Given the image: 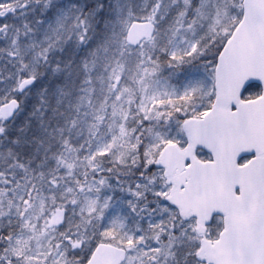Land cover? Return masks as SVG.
<instances>
[{
	"label": "snow or ice",
	"instance_id": "obj_1",
	"mask_svg": "<svg viewBox=\"0 0 264 264\" xmlns=\"http://www.w3.org/2000/svg\"><path fill=\"white\" fill-rule=\"evenodd\" d=\"M50 3L51 0H45L44 7ZM185 4L193 9L190 18L187 9L179 13L181 18L187 19L186 27L177 21L180 27L163 42L159 32L152 27L159 4L154 6L143 24L139 18H134L131 10L125 13L121 0L78 2L57 21L59 28H70L69 40H74L77 52L85 53L80 56L85 84L92 83L90 73L98 62L107 58L111 48H118L121 55L133 51L137 54V75L143 97L135 108L125 110L122 103L117 107L116 102L128 89L116 94L109 125L112 135L104 145L107 153L104 159L111 160L116 155L122 166L131 169L136 181L125 188L124 182L118 180L119 190L131 192L136 203L143 205L141 211L162 208L161 222L177 211L170 194H178L181 190L187 192L188 185L200 179L188 174L183 177V182H178L173 179L175 172H170L159 160L162 142L187 148V133L190 131L199 134L204 142L184 160V166L195 171L208 165L210 167L204 168L202 174H223L232 206L243 208L245 200L250 198L252 186L264 187V147L241 151L234 164L226 150L232 141L256 140L251 126L255 116L245 105L264 96L259 80H249L238 100L228 101L221 95L220 79L236 54L230 46L242 22L229 29L224 19L225 6L219 2L196 0L193 6L190 0H185ZM233 12L237 17L242 16V12L236 9ZM39 22L43 23V20ZM94 38L96 43L93 46ZM43 61L48 63L47 55L43 56ZM164 68L169 70V76L161 79ZM60 69L61 65L56 63L50 70L56 72ZM173 78L179 83L172 84ZM25 86L38 87L37 75L24 79L20 87ZM113 87L109 85L110 92ZM190 124L195 127L190 128ZM122 148L127 151H120ZM95 159L92 156L89 164ZM225 161L231 166H226ZM61 165L69 170L67 175L72 176L75 162L62 159ZM101 171L106 174L97 177L94 171L95 182L87 185L79 179L65 183L63 176H48L44 172L33 177L35 182L28 181L25 194L19 196L21 203L15 205V220L8 218L7 229L0 226V264H96V254L105 244H115L122 252L129 250V246L142 250L146 244L143 234L128 236L114 224L105 223V209L117 189L111 183L115 178L113 169ZM44 185H47V195L42 190ZM92 192L101 194L103 203L99 197L93 199ZM0 195L6 196V193ZM12 207L9 201V211ZM77 213L80 223L87 225L83 233L70 227V219L77 217ZM230 213L231 207L227 212L214 214L206 222L209 238L220 239L227 234ZM5 215L0 212V216ZM189 223L183 222L180 229L172 228L173 234L179 235L181 229L195 233V229H188ZM150 227L159 229L157 240L160 233L166 231L161 224L150 223ZM159 251V248L149 247L143 255L151 264H160L155 255H149V252ZM195 259L196 264H206L199 256Z\"/></svg>",
	"mask_w": 264,
	"mask_h": 264
},
{
	"label": "rangeland",
	"instance_id": "obj_2",
	"mask_svg": "<svg viewBox=\"0 0 264 264\" xmlns=\"http://www.w3.org/2000/svg\"><path fill=\"white\" fill-rule=\"evenodd\" d=\"M159 1H163L165 4L163 15L158 14L160 8H157L152 21L158 20L156 22L158 27L159 24L165 26L166 32L164 35L159 33V37L163 42L171 36V29L174 28V24L180 27L177 21H181L186 27L187 19H180L179 13L185 9L188 11L191 10L190 13H192L193 9L185 4V0H121V5L125 13L131 10L134 18L144 20L147 16L152 14L154 6ZM78 2L82 4L87 2V0H51L49 5L53 7L54 11L52 14L45 13V18L49 19H42V16L39 19L35 16L33 19L32 14L34 12L30 10L29 15L26 16V27L23 24L15 28L16 31L28 40L27 46H19L16 44L15 42L18 37L17 35L13 36L10 31L0 32V104L16 99L18 83L24 76L32 77V75L43 73L40 78L39 87L32 93L20 97L22 114L16 122L8 127H4L0 124V139L7 145L9 139L6 134L8 133H11L14 138H16L18 131H25L32 134V137H30L31 141L29 139H25V141L28 143L26 152L30 158H32V156L33 158L32 160L25 161H31V164H35L36 166L25 170L24 174H26L27 177L26 182H35L33 177H38L41 172H44L48 176H63L65 183H74L77 178L74 174L68 176L67 172L69 170L67 168H57V165L53 167L50 163L52 158L57 157L62 149H69V147L75 152L86 151L84 155L85 160L87 157L86 167L89 168L92 173L95 171L99 175L102 173V169L112 168L115 178L111 183L116 187L117 191L115 196L109 201V207L105 209V223L110 225L114 224L121 233L128 236H139L143 234L146 242L142 250L132 249L131 246H129V257L126 264H144V262L147 261V257L143 255V252L148 251L149 247L160 249L158 253L149 252V255H155L157 257L160 264H174L167 262V259L171 256L174 257L175 264H177L176 260L179 259L182 260L183 264H196L195 253L199 243L196 233L187 229H181L179 235H175L172 232V228L180 229L183 223L178 212L170 213L169 216L161 222V215L163 213L162 208L158 211H153L151 208L141 211L140 209L143 205H138L136 203L131 192L120 191V184L117 182L118 180L124 182L123 186L127 188L129 184H133L136 181V175L132 173L130 168L119 171L115 162L121 164V161L117 159L116 155H113L111 160H106L103 157L107 155L104 150V145L110 141L112 135V130L108 127L111 124L109 115L113 112V101L115 100V96L124 89H128L122 85L125 76L127 77V83L131 85L132 83L138 82L135 79L138 73L137 54L135 52H125L121 55L118 48H111L107 58L98 62L90 73L92 83L89 85L83 83L85 74L80 67V56L85 55V53L77 52L74 40H72V43L70 41L67 42L72 46L65 52V55L71 56L75 63L69 64V57L66 58L65 67L60 69L58 76L60 80L63 79V75H65L64 72H66V76L68 77L73 76L74 81L72 82V86L67 80H64V87L54 88L57 94L56 97L49 96L51 94L50 91L44 92L43 96L48 97L49 100L44 104V107L37 106V93L35 92L43 85L46 87V84H48L46 79L54 75L51 73V67L41 71L38 70L40 66V54L38 52L32 54L31 61H28L27 58L33 52L34 48L39 51L48 44L59 41L62 38H69L71 35L70 28H59L57 21L63 17L64 13L67 12L73 4ZM205 2H209V0H205ZM210 2H219L225 6L223 8L224 19L227 21V27L229 29H231V23H233V21H240L241 17H237L235 12H233V9L240 12L238 10V0H210ZM170 3H174L175 8L178 10L177 18H175V14L172 15ZM190 3L195 6L196 0H190ZM1 5L2 2L0 0V7ZM41 20H43V23L39 22ZM8 21L9 15L4 22L7 23ZM170 21L173 22L170 23ZM31 25L33 30L31 29ZM182 31L183 28H181V32ZM95 43L96 39L94 38L92 45L94 46ZM61 46H63V44ZM12 58L13 61L16 62L14 65L11 64ZM168 76L169 70L164 68L161 79ZM171 83L178 84L179 82L173 78ZM109 85L114 86L111 92L109 91ZM145 87L151 86L145 85ZM51 88L52 87L49 89ZM124 97L127 99L129 107H135L139 99L143 97V92L141 88H136V84L132 85L131 92L128 90L124 93V96L121 97V100L116 102L117 107H119L121 103H126ZM129 97H131L130 103L128 102ZM39 113L42 114L39 116ZM131 118L132 114L130 113L129 121H131ZM73 121L75 122L74 124H79L80 126L76 128L62 127L64 124H73ZM23 123L27 124L28 128H25ZM33 124L39 125V128H30ZM21 135H24V133ZM65 141H67V143H65ZM162 143L163 147L170 144L169 142ZM120 151H122V149H120ZM69 153H71V151L68 150V154ZM92 156H95L96 159L92 164H89V159H91ZM58 157L63 160L69 158L64 153H61ZM93 165H96V167L94 168ZM92 173H87V177H85L84 173L80 181L85 183V185L94 183L95 179ZM122 173H126L127 175L123 176ZM42 190L45 195L48 194L47 185H44ZM85 191H87V187H85ZM25 192L26 187L22 189V195L25 194ZM90 196L93 199L99 197L100 202L103 203V196L101 194L92 192ZM84 203L86 204L87 202L85 201ZM69 216L71 217V213H69ZM150 223L161 224L162 227L166 228L164 233H160L159 240L156 239V233L159 232V229L150 227ZM77 225H79L78 228ZM121 225L122 227H120ZM70 227L74 231L83 233L87 225L80 223L79 214L77 213V217L70 219ZM188 229H195L194 221L188 224ZM206 238L208 240H216L215 237L209 238L208 235H206ZM171 240H175L174 243H172ZM186 243H189L191 248L184 250ZM178 247L182 248V253L177 249ZM147 264H151V262L147 261Z\"/></svg>",
	"mask_w": 264,
	"mask_h": 264
},
{
	"label": "water",
	"instance_id": "obj_3",
	"mask_svg": "<svg viewBox=\"0 0 264 264\" xmlns=\"http://www.w3.org/2000/svg\"><path fill=\"white\" fill-rule=\"evenodd\" d=\"M152 27L155 29L153 24ZM230 47H233L236 54L220 79L221 95L228 101L238 100L240 92L249 80H259L264 87V0H244L242 26L234 34V42ZM31 88L19 87L18 92L25 93ZM245 107L255 116L251 126L256 140L249 142L240 139L230 142L226 150L231 154L232 164L241 151L264 147V96ZM19 109V103L12 101L0 109L1 118L11 122ZM189 127L195 126L190 124ZM187 135L189 139L187 148L181 150L178 145H168L159 156L160 162L164 163L170 172H175L174 180L183 182V177L188 174L200 177L188 185L189 191L170 194L181 217L184 220L197 218L196 233L202 237L206 233V222L214 214L227 212L231 207V223L228 225L227 234L222 235L214 243L201 240L197 256L201 261H206V264L264 262V258L259 257L260 254H264V187L253 185L250 198L245 200L244 207L232 206L223 174H202L204 168L210 167L208 165H202L195 171L184 166V160L192 156L198 150L197 146L204 142L195 131H190ZM225 165L231 166L227 161ZM244 212L245 217L249 219L247 223L243 218ZM245 254L248 257H239ZM95 259L96 264H123L126 252L104 245L97 252Z\"/></svg>",
	"mask_w": 264,
	"mask_h": 264
},
{
	"label": "trees",
	"instance_id": "obj_4",
	"mask_svg": "<svg viewBox=\"0 0 264 264\" xmlns=\"http://www.w3.org/2000/svg\"><path fill=\"white\" fill-rule=\"evenodd\" d=\"M161 6H162V8H161L160 14L163 15V9L165 8L164 7L165 4L163 3ZM170 6L172 8V11L175 14V18H177L176 16H177L178 10L175 8L174 3H170ZM171 32H173V31H171ZM68 57L70 59L69 62H71V64L75 63L74 59L71 56H68ZM51 73L54 74V78L53 79L50 78V79H52V81L54 82L55 85H60L59 87H64L63 86V81L67 80L68 83L72 86V82L74 81L73 76L68 77V76H66L67 75L66 72H64L65 77H64V79L60 80L59 76L57 75L59 73V71H56V72L51 71ZM135 79L138 82L132 83V85L136 84V88L137 87L141 88L140 80L138 78V75L135 76ZM122 85L127 87L128 90L131 92L132 85L127 83V77L126 76L124 77V81L122 82ZM55 87L57 88V86H53L51 89L46 88V89H43V90H39L37 95L43 94L44 92H47V91H50L51 92V94H50L51 97H56L57 94H56L55 89H54ZM36 98H37V101L40 104V107H44V104H46L44 99H48V98H42V97H38V96H36ZM129 108H135V107L134 106H131V107L127 106L124 109L128 110ZM41 114L42 113H39L38 115L40 116ZM31 127L39 128V125L33 124ZM62 127L63 128H76V127H79V124H72V123L64 124ZM8 139H9V143L8 144L12 145L13 149L12 148L9 149V147L6 145V147L9 150L4 151V149L6 147L0 146V168L6 173H13V175H15V174L22 175V182L25 183L26 180H27L26 174H24L25 170L31 168V165L36 166L35 164H31V161L29 162V161H25V160H32L33 156H32V158H30L29 155L28 156L27 155H22V152L20 150L18 151V150L15 149L16 145H20V144H18V143H20V140L18 139V136H16V138H14L12 136V134H11V135H9ZM0 142H2L1 139H0ZM63 150H65V151H63ZM122 151H127V149L126 148H122ZM59 153L60 154L61 153L66 154L69 157L68 159H66L67 161H69V162H73L74 161L75 162L76 167L73 168V174L76 176L77 179L80 180L82 178V175L84 173H86V172L91 174L90 169L86 167L87 164H86V160H85V156H84L86 151L85 152L84 151L75 152L74 150H71V153L68 154V149H62ZM58 156L55 157V158L54 157L52 158L53 162L52 161L50 162L51 166L54 167L55 165H57V168L65 167V166L61 165V160L62 159L59 158ZM126 159H127V157L125 158V160ZM21 165H23V166H21ZM115 165H116V167H117V169L119 171L120 170L122 171V170L129 169V168H126V167L122 166L118 162H115ZM122 175L124 176V175H127V174L126 173H122ZM13 178H15V177H13Z\"/></svg>",
	"mask_w": 264,
	"mask_h": 264
},
{
	"label": "flooded vegetation",
	"instance_id": "obj_5",
	"mask_svg": "<svg viewBox=\"0 0 264 264\" xmlns=\"http://www.w3.org/2000/svg\"><path fill=\"white\" fill-rule=\"evenodd\" d=\"M41 2L43 0H1L2 5L0 7V24L3 25L2 28H0L1 31H5L8 28V24L4 22V20L9 15L10 17H13V15L16 14V11H18L20 4L22 3H31L33 4V8L35 5V2ZM1 193H6V196L2 199V201L5 203L0 209H6L8 207L9 201L12 202L13 207L15 208V205L20 203L19 191H13L11 189L0 191Z\"/></svg>",
	"mask_w": 264,
	"mask_h": 264
},
{
	"label": "bare ground",
	"instance_id": "obj_6",
	"mask_svg": "<svg viewBox=\"0 0 264 264\" xmlns=\"http://www.w3.org/2000/svg\"><path fill=\"white\" fill-rule=\"evenodd\" d=\"M65 43V48L66 50L70 49L72 45H69V43H66L65 39L62 38L59 41H55L52 43V47L54 48L52 51L57 50V48H59L62 44ZM18 144H23V143H18ZM9 150L8 148H5L4 151Z\"/></svg>",
	"mask_w": 264,
	"mask_h": 264
}]
</instances>
